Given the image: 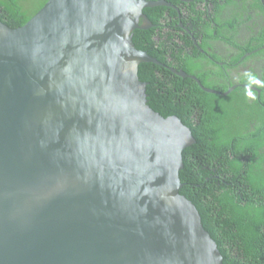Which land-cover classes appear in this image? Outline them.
<instances>
[{
    "label": "water",
    "instance_id": "95a60500",
    "mask_svg": "<svg viewBox=\"0 0 264 264\" xmlns=\"http://www.w3.org/2000/svg\"><path fill=\"white\" fill-rule=\"evenodd\" d=\"M157 6L172 5L48 0L0 20V264H224L180 192L196 139L139 78L162 64L133 42Z\"/></svg>",
    "mask_w": 264,
    "mask_h": 264
},
{
    "label": "trees",
    "instance_id": "16d2710c",
    "mask_svg": "<svg viewBox=\"0 0 264 264\" xmlns=\"http://www.w3.org/2000/svg\"><path fill=\"white\" fill-rule=\"evenodd\" d=\"M47 1L0 0V20L11 28L23 26ZM206 2L216 8L214 20L203 17L212 20L207 7L197 10L196 2L191 3L194 31L201 28L207 34L204 49L210 38L233 48L231 61L230 56L211 55L236 64L231 68L237 70L233 86H238L225 95L231 82L229 65L226 72L188 37L184 39L192 50L173 40L172 30L182 29L179 20L172 19L178 13L168 6L146 8L155 26L133 33L135 46L162 63H141L139 78L148 84L150 107L164 117L177 116L196 139L183 152L180 192L197 207L224 264H264V0ZM170 68L196 76L218 93L205 91Z\"/></svg>",
    "mask_w": 264,
    "mask_h": 264
},
{
    "label": "flooded vegetation",
    "instance_id": "af4514ba",
    "mask_svg": "<svg viewBox=\"0 0 264 264\" xmlns=\"http://www.w3.org/2000/svg\"><path fill=\"white\" fill-rule=\"evenodd\" d=\"M180 3L178 2H169L172 6L170 8L174 9L178 15L176 16V18H172V19H178L179 20V24L178 26L180 27V29L182 30H177V29H173L172 32L174 33V41H177L179 44L186 46L188 50H192L193 48L185 41V37H188V39H190L193 44L195 45V47L200 51V53L206 55L210 60H213L215 63L224 66L225 71L227 72L225 66L229 65L228 68V77L230 79L231 82H229L230 87L233 86V84H235L237 82V70L234 68H231L232 66H235L236 64H233L231 61L232 56L231 55V49L233 50L232 47L228 46L224 41L222 40H215L213 38L208 39L209 41V45L206 47V49L202 48L201 44L203 43V39H205L206 37V33L202 32V29L199 28L198 31H194L193 28V23L192 21H194L193 17L195 16L194 14H192L191 12V3L196 2V9L197 10H202L204 11L207 7V0H179ZM205 6V8H204ZM208 8V14L209 16L212 18V20H210V18L206 15H204L203 17L206 18L208 21L213 22V13L216 12V8L214 7V5H209ZM169 15V14H168ZM193 18V19H192ZM170 19V20H172ZM143 23V21H142ZM155 26V25H154ZM171 28H173L172 26H169L170 30ZM196 33L199 34V38H197ZM189 45V46H188ZM219 54V55H224L225 58H227L228 56H230V61L225 60V61H218L216 59H214L212 57L211 54ZM250 55V54H248ZM256 64L258 65V62H256ZM255 65V66H257ZM249 66H253L252 62H249ZM170 69H176V68H170ZM178 71V69H176ZM177 74V73H176ZM257 91L260 92L259 89H257Z\"/></svg>",
    "mask_w": 264,
    "mask_h": 264
}]
</instances>
